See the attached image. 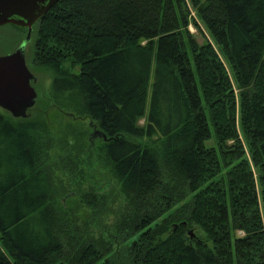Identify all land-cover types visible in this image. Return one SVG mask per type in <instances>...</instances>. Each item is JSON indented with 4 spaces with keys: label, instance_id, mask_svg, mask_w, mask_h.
Listing matches in <instances>:
<instances>
[{
    "label": "trees",
    "instance_id": "obj_1",
    "mask_svg": "<svg viewBox=\"0 0 264 264\" xmlns=\"http://www.w3.org/2000/svg\"><path fill=\"white\" fill-rule=\"evenodd\" d=\"M33 27L48 103L99 140L0 109V264H264V0H59Z\"/></svg>",
    "mask_w": 264,
    "mask_h": 264
},
{
    "label": "rangeland",
    "instance_id": "obj_2",
    "mask_svg": "<svg viewBox=\"0 0 264 264\" xmlns=\"http://www.w3.org/2000/svg\"><path fill=\"white\" fill-rule=\"evenodd\" d=\"M187 6H189L187 4ZM189 10L191 15L194 17V12L189 6ZM202 34L199 33L193 26H189V32L195 36V39L198 43H203L204 38H208L205 29L201 27ZM28 29H21V28H14L11 26H2L0 27V56L8 55L12 52H14L22 43L25 46L24 49V56H25V63L28 68V70L32 73V75L35 76L36 81L32 84L36 94H37V101L35 105L27 112L26 117L24 118H15V119H31V118H37L46 120V125L53 127L57 130V134H61L64 131H68L69 134L74 135V131H76V135L79 137H85L88 136L89 139L92 137V145L96 142H98L99 138L97 135L94 134L96 131L94 127L89 126V121L84 118H75L72 117L69 112L63 111L62 113L58 112V109H55L51 104L47 101V95H48V88L50 85L51 78L46 73L43 72L35 63L34 55H35V28H31L30 31V37L29 41H26ZM209 40V38H208ZM11 116V115H10ZM72 124V129L68 130V125ZM144 120H140L138 122V125H143ZM45 126V125H44ZM46 127V126H45ZM90 127V128H89ZM67 133V132H66ZM69 144H73V139L69 137L68 139ZM207 145H210V143H207ZM98 157L97 152L93 153V156H91L92 160L94 161L95 168L94 171L97 170L94 173V177L98 179V181H103L108 179V171L105 166H102V163L99 159H96ZM84 173H86V176L93 173L92 171H89L88 169L84 168ZM80 177L81 174H79ZM78 177L76 179L78 180ZM84 178V177H83ZM82 178V181L84 184H86V181ZM103 179V180H102ZM239 236H242V233H238Z\"/></svg>",
    "mask_w": 264,
    "mask_h": 264
},
{
    "label": "water",
    "instance_id": "obj_3",
    "mask_svg": "<svg viewBox=\"0 0 264 264\" xmlns=\"http://www.w3.org/2000/svg\"><path fill=\"white\" fill-rule=\"evenodd\" d=\"M58 1L0 0V27L7 24L26 27L28 33L25 40L29 41L32 25ZM24 49L22 44L14 52L0 56V109L10 113L13 118H24L26 110L37 101V94L31 84L36 78L26 66Z\"/></svg>",
    "mask_w": 264,
    "mask_h": 264
},
{
    "label": "flooded vegetation",
    "instance_id": "obj_4",
    "mask_svg": "<svg viewBox=\"0 0 264 264\" xmlns=\"http://www.w3.org/2000/svg\"><path fill=\"white\" fill-rule=\"evenodd\" d=\"M4 26H11V27H14V28L27 29L26 27H19V26H15V25H12V24H7V25H4ZM4 26H3V27H4ZM33 26H34V24H33L32 27H31L32 29H33ZM22 44H23V43H22ZM22 44H21V45H22ZM21 45H20V46H21ZM33 83H34V82H32L31 84H33ZM31 108H32V107H31ZM31 108H29V109L26 110V112H25V117H26V115H27V112H28ZM2 111H3V110H2ZM5 112H6V111H5ZM7 113H8V112H7ZM8 114L11 115L10 113H8ZM11 116H12V115H11ZM17 118H18V117H17ZM19 118H21V117H19ZM98 137H99V136H98Z\"/></svg>",
    "mask_w": 264,
    "mask_h": 264
}]
</instances>
